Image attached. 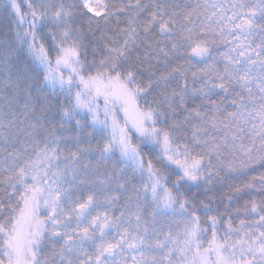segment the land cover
Instances as JSON below:
<instances>
[{"label":"snow or ice","instance_id":"1","mask_svg":"<svg viewBox=\"0 0 264 264\" xmlns=\"http://www.w3.org/2000/svg\"><path fill=\"white\" fill-rule=\"evenodd\" d=\"M0 264H264V0H0Z\"/></svg>","mask_w":264,"mask_h":264},{"label":"trees","instance_id":"2","mask_svg":"<svg viewBox=\"0 0 264 264\" xmlns=\"http://www.w3.org/2000/svg\"><path fill=\"white\" fill-rule=\"evenodd\" d=\"M227 202V201H226ZM241 203H243V202H241Z\"/></svg>","mask_w":264,"mask_h":264}]
</instances>
